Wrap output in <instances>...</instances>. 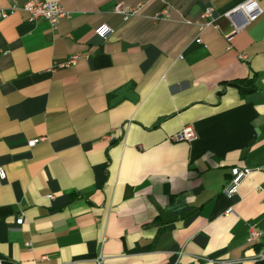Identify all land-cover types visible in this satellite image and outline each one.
I'll return each instance as SVG.
<instances>
[{
    "label": "crops",
    "instance_id": "obj_1",
    "mask_svg": "<svg viewBox=\"0 0 264 264\" xmlns=\"http://www.w3.org/2000/svg\"><path fill=\"white\" fill-rule=\"evenodd\" d=\"M59 1L70 14L54 26L10 10L26 0H0L3 264H253L264 78L245 97L233 82L264 71V0L239 30L224 14L247 0ZM118 2L142 8L125 21ZM207 6L216 22L200 32ZM164 8L171 17L155 21ZM236 166L253 171L228 195ZM251 228L263 232L254 244Z\"/></svg>",
    "mask_w": 264,
    "mask_h": 264
},
{
    "label": "built area",
    "instance_id": "obj_2",
    "mask_svg": "<svg viewBox=\"0 0 264 264\" xmlns=\"http://www.w3.org/2000/svg\"><path fill=\"white\" fill-rule=\"evenodd\" d=\"M142 6H130L125 2H118L114 7V12L123 15L125 21L129 20L132 16L139 14ZM22 9L27 15L28 19L38 20V19H46L54 26H56L60 19L68 16L70 12L65 8L64 4L59 0H26L25 4L20 7L15 2L12 3L10 10L16 11ZM9 10L0 8V18H5L9 15ZM242 15V20L238 22L236 18L238 15ZM263 14V8L260 5L259 0H247L246 2L240 4L239 6L233 8L232 10L226 12L224 16L233 22V25L236 30H239L251 22L256 21ZM171 17L170 11L167 8L156 11L152 18L155 21H160L164 19H169ZM216 22V10L213 6L205 7L201 12V22L199 24V31L202 32L206 28L215 25ZM96 32L102 38H108L113 32V28L108 24H102L96 29ZM197 41L200 42L201 38L198 37ZM7 53L6 50L0 49V54ZM82 54L76 53L70 55L63 62H54L51 69L55 68H67L75 66L79 59L82 57ZM85 57H88V54H84ZM244 57V55H242ZM193 129L191 126H186L182 132L179 134L180 138L191 139L193 138ZM44 138H33L29 140L28 145L34 146ZM260 168V167H259ZM253 171V168L245 166V167H232L231 174L232 178L227 182L224 187V192L228 195L236 193L239 189L241 180L250 174ZM7 172L6 170L0 166V177L2 179L6 178ZM48 197L54 198V194H49ZM17 224L24 223V214H20L16 220ZM263 236V232L255 230L254 228L250 229L249 239L248 241L251 244H254L260 240ZM30 245V243H28ZM47 256H44L46 259ZM261 261H264V246L259 249L256 255L251 259L253 264H257ZM245 261L242 259L238 263L243 264ZM100 261H98V264ZM0 264H3L2 259H0ZM202 264H213L212 262L202 263Z\"/></svg>",
    "mask_w": 264,
    "mask_h": 264
},
{
    "label": "trees",
    "instance_id": "obj_3",
    "mask_svg": "<svg viewBox=\"0 0 264 264\" xmlns=\"http://www.w3.org/2000/svg\"><path fill=\"white\" fill-rule=\"evenodd\" d=\"M264 78V71L260 73H255L251 77H245L242 79L234 80V84L238 87L239 92L242 96H246L250 93H253L258 88V82L260 79ZM257 264H264V261H261Z\"/></svg>",
    "mask_w": 264,
    "mask_h": 264
}]
</instances>
